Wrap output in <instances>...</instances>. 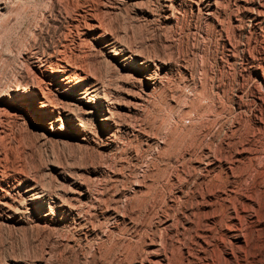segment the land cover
Returning a JSON list of instances; mask_svg holds the SVG:
<instances>
[{"label":"rangeland","instance_id":"374dc122","mask_svg":"<svg viewBox=\"0 0 264 264\" xmlns=\"http://www.w3.org/2000/svg\"><path fill=\"white\" fill-rule=\"evenodd\" d=\"M160 3L8 0V19H0V155L6 154L8 165L24 167L40 188L64 195L58 196L77 207L68 212L52 208L56 214L45 219L31 207L21 211V199L14 191L12 207L0 210V262L20 258L33 264L146 263L147 243L154 240L162 241L171 264H205L206 258L218 261L224 254L220 239L225 223L240 215L243 219L244 209L253 205L262 222L249 226L243 221L250 232L249 246L239 262L264 264V80L260 78L264 77V7L254 19L244 9L245 0H222L216 20L189 7L167 20ZM87 8L114 41L93 43L87 67L105 80V89L113 94L116 111L128 126L109 136L111 130H103L97 115L82 114L95 132L83 139L77 120L50 118L42 124L10 109L6 100L12 86L26 75L18 51L34 40L40 50L62 40L70 16ZM83 29H88L86 36L96 35L95 29ZM111 49L117 59L107 55ZM130 50L150 57V67L132 69L139 63L129 58L130 70H124L122 58ZM153 72L163 77L155 88L147 84ZM82 90L60 95L61 99L77 104ZM137 96L142 98L140 105L128 110ZM94 97V93L87 97L84 108L93 105ZM106 138L109 144H104ZM79 187L87 188L91 197L97 194L94 200L75 192ZM48 208L42 204L41 213L49 215ZM115 212L126 217L122 220ZM205 231L211 233L207 246L199 239Z\"/></svg>","mask_w":264,"mask_h":264},{"label":"bare ground","instance_id":"6f19581e","mask_svg":"<svg viewBox=\"0 0 264 264\" xmlns=\"http://www.w3.org/2000/svg\"><path fill=\"white\" fill-rule=\"evenodd\" d=\"M54 2L53 0H50ZM65 1V0H64ZM73 1V0H72ZM104 1V0H102ZM145 1V0H144ZM222 1V0H221ZM220 0H161V15L164 19H176L177 13H179L180 8L189 7L191 10L193 8H196L197 11L201 10L203 11V14L205 16L210 17L213 20L214 15L221 12V5ZM160 2V1H159ZM259 0H245V4L243 6H247L244 9H248V13L251 14V16L254 19H258L263 12V3ZM16 2H14L15 4ZM20 4V2H18ZM100 3V1H99ZM223 3V2H222ZM17 4V3H16ZM55 4V3H54ZM82 4V3H81ZM84 4V3H83ZM108 4V2H107ZM227 4V3H226ZM228 5V4H227ZM15 6V5H14ZM11 7V5H10ZM18 8V6H16ZM226 7V6H225ZM229 7V6H227ZM239 7V6H238ZM242 7V6H241ZM90 8V7H89ZM82 9L80 11H77L73 16H70V19L67 21V27L65 30L68 32L67 35L65 34L62 40H57L52 42L49 46L47 45L46 49L40 50L38 44L36 42L32 41L29 48H23L21 51H18V54H21V65L24 66L26 75L23 76L18 82L12 86L13 92L8 93L9 99L6 100L7 106L15 111L22 112L25 115L24 117H32V119L39 123H46L47 120L50 118L55 119H62L69 118V119H75L77 120V125H79V130L81 132L83 139H88L91 136L94 137L92 134L94 131L91 129L90 126L87 125L86 119H84L82 114H90L92 116H98L97 120H99V123L103 126V130L109 129V133L107 135H112L111 133L116 131L119 128H123L125 126H128V123L125 121L126 118L118 113L116 111V100L113 97V94L109 92V90L105 89L107 88L106 83L103 80H100L97 78L96 74L98 71H90L87 67V59L89 54L91 53V47L92 44L96 41L100 43L101 41H111V37L108 36L110 33L105 30L103 27L102 21L99 20V18L96 17L92 9ZM231 8V7H229ZM44 9V8H43ZM10 8L8 5V0H0V19H8V15L10 13ZM240 10V9H239ZM255 10V11H254ZM14 12V11H13ZM18 12V11H17ZM234 12V11H233ZM97 13V12H96ZM228 14V13H227ZM242 16V15H241ZM7 17V18H6ZM218 17V16H217ZM230 18V17H229ZM3 19L1 21H3ZM241 19V18H240ZM10 20V19H9ZM212 20V21H213ZM221 21V20H220ZM11 22V21H10ZM38 22V21H37ZM40 22V21H39ZM166 22V21H165ZM230 22V21H229ZM1 23V22H0ZM8 23V22H7ZM209 23V22H208ZM36 24V23H35ZM52 24V23H51ZM244 24V23H243ZM8 25V24H7ZM60 25V24H59ZM38 26V25H37ZM50 26V25H48ZM223 26V25H222ZM34 27V26H33ZM43 27V26H42ZM59 27V26H58ZM90 28L96 30L95 36H86L88 29L83 28ZM246 27V26H245ZM12 28V27H11ZM30 28V27H29ZM36 28V27H35ZM45 28V27H44ZM43 28V29H44ZM223 28V27H222ZM230 28V26H229ZM233 29V28H232ZM249 29V28H248ZM27 30V29H26ZM32 33V28L30 29ZM36 30V29H35ZM34 28L33 31L35 32ZM47 31V30H46ZM30 32V31H29ZM57 32V31H56ZM30 33V35H31ZM41 33V32H40ZM43 33V32H42ZM39 34V32H38ZM36 35V32H35ZM34 35V37H35ZM260 35V34H259ZM33 36V34H32ZM63 36V35H62ZM29 38V36H27ZM34 39V38H33ZM37 39V38H36ZM21 40V39H20ZM23 40V39H22ZM8 41V40H7ZM26 41H29L28 39ZM21 42V41H20ZM20 44V43H19ZM22 44V43H21ZM26 44V43H25ZM29 44V43H28ZM47 44V43H46ZM233 44V43H232ZM40 45V44H39ZM20 46V45H19ZM23 46V45H22ZM23 46V47H24ZM41 47V46H40ZM249 48V47H248ZM18 49V48H17ZM124 49V48H123ZM111 51V52H110ZM113 52V53H112ZM116 54V51L114 49H111L107 52V55L111 56L114 59H117V57L114 55ZM124 54V53H123ZM106 59V57L104 56ZM131 58L133 61H138L139 65L135 66L132 65V69H138L140 70H146L150 67V64L153 62V60L145 56L142 52H133L130 50V53H125L123 60V69L124 70H130V66H128L127 60ZM108 59V58H107ZM109 60V59H108ZM19 61V60H18ZM106 61V60H105ZM261 61V60H260ZM111 62V61H110ZM17 63V62H16ZM112 64V63H111ZM19 65V64H18ZM113 65V64H112ZM89 66V65H88ZM92 67V66H89ZM112 67V66H111ZM93 68V67H92ZM264 71V70H263ZM201 73V72H200ZM121 74V73H120ZM148 74V73H147ZM206 74V73H205ZM21 76V75H20ZM260 76V75H259ZM147 80V84L151 87L158 86L161 84L162 75H159V73L153 72L149 74ZM186 77V76H185ZM261 80H264L263 75L260 76ZM195 79V78H194ZM107 81V80H106ZM108 85V84H107ZM168 85V84H167ZM109 86V85H108ZM194 86V85H193ZM258 86V85H257ZM83 88V93H81V96L77 97L78 103L76 104H70V103H64L62 101V96H68L71 91H76V93L80 92ZM172 88V87H171ZM170 88V90H171ZM179 88V87H178ZM190 88V87H189ZM203 88V87H202ZM192 89V88H191ZM107 90V91H106ZM173 91V90H172ZM193 91V90H192ZM201 91V90H200ZM260 91V90H259ZM94 93L95 95V101L93 102V105H91L90 108H84L85 105H88V96ZM150 93V92H149ZM199 93V92H198ZM160 94V92H159ZM162 94V93H161ZM175 94V92H174ZM173 94V96H174ZM183 94V93H182ZM62 95V96H60ZM177 95V94H176ZM205 96V95H204ZM184 97V96H183ZM173 98V97H172ZM263 98V97H262ZM142 100L141 97L137 96L136 104L129 106L127 109L130 111H135L137 109V104ZM180 102V101H179ZM140 105V104H139ZM138 105V106H139ZM196 106V105H195ZM198 106V105H197ZM142 107V106H141ZM192 107V106H191ZM194 107V106H193ZM140 108V107H139ZM193 109V108H192ZM211 109V108H210ZM218 109V108H217ZM216 110V109H215ZM220 110V109H219ZM190 111H192L190 109ZM194 111V110H193ZM192 111V112H193ZM204 111V110H203ZM202 111V112H203ZM191 112V113H192ZM205 112V111H204ZM147 113V112H146ZM190 113V114H191ZM197 113H199L197 111ZM49 114V115H47ZM145 114V113H144ZM133 115V114H132ZM128 117V116H127ZM131 118V117H130ZM94 119V118H93ZM128 119V118H127ZM90 120V119H89ZM129 121V120H128ZM90 123V122H89ZM140 124V123H139ZM149 125V124H148ZM208 126V125H207ZM139 127V126H138ZM137 127V128H138ZM156 127V126H155ZM154 127V128H155ZM139 129V128H138ZM149 130V129H148ZM172 130V129H171ZM170 131V130H169ZM129 132V131H128ZM144 132V131H143ZM147 132V131H146ZM156 132V131H155ZM173 132V131H172ZM95 133V132H94ZM163 133V132H162ZM208 133V131H207ZM115 134V133H114ZM172 134V133H171ZM212 134V133H211ZM225 134V133H224ZM109 135V136H110ZM156 137V135H155ZM158 137V136H157ZM156 137V138H157ZM193 137V136H192ZM196 137V136H195ZM221 137V136H220ZM228 137V136H227ZM173 138V137H172ZM210 138V137H209ZM225 138V137H224ZM236 138V137H235ZM203 139V138H201ZM109 138H106L104 141V144H109ZM163 140V139H162ZM207 140V139H206ZM236 140V139H235ZM166 141V139H165ZM170 141V140H167ZM184 141V140H183ZM243 141V140H242ZM111 142V141H110ZM171 142V141H170ZM191 142V141H190ZM201 142V141H200ZM221 142V141H220ZM234 142V141H233ZM239 142V141H238ZM193 143V142H191ZM195 143V141H194ZM199 143V142H198ZM254 143V142H253ZM172 144V143H171ZM212 144V143H211ZM217 144V143H216ZM221 144V143H220ZM228 144V143H227ZM164 145V144H163ZM176 145V144H175ZM219 145V144H218ZM216 146V145H215ZM222 146V145H221ZM243 146V144H242ZM151 147V146H150ZM196 147V145H195ZM248 147V146H247ZM250 147V146H249ZM254 147V146H253ZM163 148V147H162ZM173 148V147H172ZM177 148V147H176ZM217 148V147H216ZM219 148V146H218ZM257 148V147H255ZM157 149V147H156ZM227 149V147H226ZM239 149V148H238ZM243 149V148H242ZM241 149V150H242ZM258 149V148H257ZM256 149V150H257ZM12 150V149H11ZM159 150V149H158ZM202 150V149H201ZM219 150V149H218ZM229 150V149H228ZM244 150V149H243ZM247 150V149H246ZM253 150V149H252ZM259 150V149H258ZM203 151V150H202ZM205 151V150H204ZM221 151V150H220ZM237 151V150H235ZM158 152V151H157ZM167 152V151H166ZM225 152V150H224ZM223 152V153H224ZM232 152V151H231ZM10 153V152H9ZM172 153V152H171ZM174 153V151H173ZM179 153V152H178ZM218 153V152H217ZM229 153V152H228ZM159 154V153H158ZM175 154V153H174ZM173 154V155H174ZM203 154V153H202ZM171 155V154H170ZM15 156V155H14ZM168 156V155H167ZM217 156V155H216ZM222 156V155H220ZM170 157V156H169ZM202 157V156H201ZM225 157V156H224ZM6 156L5 153H2L0 155V210L3 207H12L11 201L15 200L12 196L13 192L16 191L21 199L20 205L23 207L21 208V211H24V208H30L35 211L36 215L41 216L45 219L51 218V214H54L55 211L57 212H64L68 210H71V208H76L74 204H71L75 207H73L71 204H69L68 198L62 199L61 197L64 195L60 194H54L47 192L46 189L40 188L37 183L32 182L33 177L30 175L29 172L25 171L23 168H21L18 165L12 164L8 165L6 164ZM10 158V157H9ZM16 158V157H15ZM178 158V157H177ZM246 158V157H245ZM183 159V158H182ZM200 159V157L198 158ZM197 159V160H198ZM219 159V157H218ZM233 159V157L231 158ZM236 159V158H235ZM239 159V158H238ZM12 160V159H11ZM13 160H16L13 158ZM191 160V159H190ZM227 160V158H226ZM193 161V160H192ZM199 161V160H198ZM8 162V161H7ZM208 162V161H207ZM252 162V161H251ZM186 163V162H185ZM20 164V163H19ZM183 164V163H182ZM255 165V164H254ZM27 166V165H26ZM31 166V165H30ZM233 166V165H232ZM240 166V165H239ZM183 167V166H182ZM190 168V167H189ZM195 168V167H194ZM232 168V167H231ZM234 168V167H233ZM245 168V167H244ZM254 168V167H253ZM256 168V167H255ZM31 169V168H29ZM183 169V168H182ZM28 170V169H26ZM202 170V169H201ZM249 170V169H248ZM33 171V170H32ZM184 171V170H183ZM188 171V170H187ZM197 172V171H196ZM225 172V171H224ZM251 172V171H250ZM34 174V173H32ZM255 174V173H254ZM258 174V173H257ZM107 175V174H106ZM178 175V174H177ZM35 177V176H34ZM110 177V176H109ZM179 177V176H178ZM255 177V176H254ZM183 178V176H182ZM212 178V177H211ZM113 179V178H111ZM220 179V178H219ZM255 179V178H254ZM123 180V179H122ZM245 180V179H244ZM125 181V179H124ZM120 182V181H119ZM218 182V181H217ZM79 183V182H78ZM88 183V182H87ZM91 183V182H90ZM94 183V182H93ZM92 184V183H91ZM97 184V183H96ZM95 184V185H96ZM113 185V184H112ZM26 186V187H25ZM94 186V185H93ZM115 186V185H114ZM25 187V188H23ZM49 187V186H48ZM60 187V186H59ZM85 187V186H84ZM88 188V186H87ZM87 188L79 187L77 191L81 196L88 197L89 199L97 194H90V191ZM50 189V188H49ZM76 189V188H75ZM111 189V187H110ZM121 189V188H120ZM259 189V188H258ZM149 190V189H148ZM52 191V190H51ZM73 191V190H72ZM139 191V190H138ZM147 191V190H146ZM148 192V191H147ZM260 192V191H259ZM104 194V193H103ZM116 194V193H115ZM60 195V196H58ZM72 195V194H71ZM70 195V196H71ZM255 195V194H254ZM69 196V195H68ZM66 196V197H68ZM75 196V195H73ZM80 196V197H81ZM77 196L74 197V200ZM138 197V196H137ZM65 198V196H64ZM72 198V196H71ZM70 198V199H71ZM79 198V197H78ZM100 198V197H99ZM98 198V199H99ZM248 198V197H247ZM18 199V198H16ZM81 199V198H80ZM76 198V200L80 201ZM93 199V198H92ZM90 199V200H92ZM97 199V197H96ZM128 199V198H127ZM133 199V198H132ZM66 202H65V201ZM94 200V199H93ZM92 200V201H93ZM114 200V199H113ZM125 200V199H124ZM147 200V198H146ZM217 200V199H216ZM250 200V199H249ZM248 200V201H249ZM19 202V200H17ZM96 201V200H95ZM139 201V200H138ZM89 202V201H88ZM252 202L256 203L254 199H252ZM81 203V202H80ZM79 203V204H80ZM87 203V202H86ZM109 203V202H108ZM135 203V202H134ZM42 204H47L50 209L48 212L49 215H43L41 213V206ZM78 204V202H77ZM94 204V203H93ZM92 204V206H93ZM127 203L125 202L124 205ZM258 204V202H257ZM256 204V205H257ZM53 205V206H52ZM123 205V203H122ZM134 205V204H132ZM138 205V204H137ZM249 205V204H247ZM245 205V206H247ZM252 205V204H250ZM249 205V206H250ZM79 206V205H78ZM113 206V205H112ZM117 206V205H116ZM237 206V204H236ZM253 206V205H252ZM251 207H245L247 209H244V213L242 216L243 219L237 216L234 217L233 214H231L234 218L229 220V222L225 223L224 231H223V237L220 239L222 244V249L220 251H223L222 256L216 257L218 261L209 260V258H206L205 264H239V258L243 259L245 253L247 252L246 246L249 242L246 233V225L243 221H248L249 226L250 223H253L255 225H259L261 221V216H259L256 212L255 207L253 206V210ZM129 207V206H128ZM235 207V206H234ZM259 207V206H258ZM263 207V206H262ZM55 208V211L53 209ZM83 208V207H82ZM109 208V207H108ZM244 208V206L242 207ZM19 209V208H18ZM88 209V208H87ZM255 209V210H254ZM260 209V208H259ZM85 210V209H84ZM118 210V209H117ZM72 211V210H71ZM71 211L69 213H71ZM81 211V210H80ZM256 211V212H255ZM76 212V211H75ZM200 212V211H199ZM95 213V212H94ZM205 213V212H204ZM56 214V213H55ZM80 214V213H79ZM78 214V215H79ZM162 214V213H161ZM235 214V213H234ZM261 214V213H260ZM77 215V216H78ZM95 215V214H94ZM59 216V215H58ZM61 216V215H60ZM67 216V215H66ZM71 216V215H70ZM115 216L118 218H121L122 220L126 217L123 213H116ZM135 216V215H134ZM231 216V217H232ZM80 219H82L81 216H79ZM130 217V216H129ZM76 218V217H75ZM85 218V217H84ZM151 218V217H150ZM264 219V218H263ZM49 220V219H48ZM79 220V219H77ZM141 220V219H140ZM51 221V220H49ZM81 221V220H80ZM149 221V220H148ZM79 222V221H78ZM86 222V221H85ZM92 222V221H91ZM97 222V221H96ZM93 223V222H92ZM137 223V222H136ZM149 223V222H148ZM247 223V224H248ZM47 224V223H46ZM45 224V225H46ZM170 224V223H169ZM245 226H244V225ZM88 225V224H87ZM251 225V227H252ZM46 228V226H44ZM99 227V226H98ZM207 227V226H206ZM245 227V228H243ZM255 227V226H254ZM96 228V227H95ZM110 228V227H109ZM60 229V228H59ZM153 229V228H152ZM257 229V227H256ZM210 230V229H209ZM106 231V229H105ZM123 231V230H122ZM158 231V230H157ZM211 231V230H210ZM131 232V231H130ZM209 232V231H208ZM112 233V232H111ZM119 233V231H118ZM163 233V232H162ZM250 233V232H249ZM255 233V232H254ZM98 234V233H97ZM211 235V233H210ZM206 231L199 235V239L201 242H203L204 245H208L209 243V236ZM162 236V235H161ZM198 236V235H197ZM208 236V237H206ZM254 236V235H253ZM212 237V236H211ZM154 238V237H152ZM208 238V239H207ZM254 238V237H253ZM218 239V238H217ZM132 241V240H131ZM137 241V240H136ZM219 241V242H220ZM162 242V241H161ZM160 242V243H161ZM213 242V241H212ZM154 240H149L147 243V257L145 259L146 263H144L142 260H139L137 264H171L170 259L167 253L164 249V247ZM166 243V242H165ZM132 244V243H131ZM142 244V243H141ZM200 244V243H199ZM220 244V245H221ZM124 245V244H123ZM134 246V245H133ZM202 246V244H201ZM200 246V247H201ZM249 246V245H248ZM127 248V247H126ZM202 248V247H201ZM206 248V247H205ZM208 248V247H207ZM206 248V249H207ZM221 248V246H220ZM255 248V247H254ZM261 248V247H260ZM139 249V248H138ZM143 249V248H142ZM205 249V250H206ZM174 250V249H173ZM203 250V249H202ZM204 250V251H205ZM215 250V249H214ZM195 251V250H194ZM202 251V252H204ZM246 251V252H245ZM182 252V251H181ZM189 254V252H188ZM191 254V253H190ZM220 254V253H219ZM247 254V253H246ZM255 254V253H254ZM173 255V254H172ZM197 255V254H196ZM212 255V254H211ZM127 256V255H126ZM140 256V255H139ZM175 256V255H174ZM178 256V255H177ZM194 256V255H193ZM207 256V255H206ZM205 256V257H206ZM42 257V256H41ZM208 257V256H207ZM213 257V256H212ZM261 257V256H260ZM259 257V258H260ZM22 258V257H21ZM24 258V257H23ZM51 258V257H49ZM189 258V257H188ZM197 258V257H196ZM215 258V259H216ZM248 258V257H247ZM38 259V258H37ZM43 259V258H42ZM134 259V257H133ZM213 259V258H211ZM216 259V260H217ZM245 259V258H244ZM35 260V259H33ZM46 260V259H45ZM179 260V259H178ZM28 261V260H27ZM24 260L11 258L8 261L0 262V264H33L32 262H27ZM50 261V260H49ZM192 261V260H191ZM175 262V260H174ZM194 262V261H193ZM244 262V261H243ZM246 262V261H245ZM244 262V263H245ZM124 263V262H123ZM189 263V262H188ZM51 264V263H50ZM59 264V263H58ZM186 264V263H185ZM192 264V263H191ZM242 264V263H241Z\"/></svg>","mask_w":264,"mask_h":264}]
</instances>
